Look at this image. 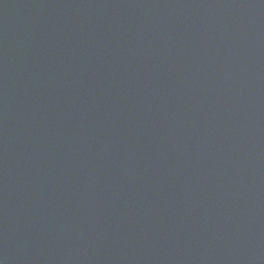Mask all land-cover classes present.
Here are the masks:
<instances>
[{
  "label": "water",
  "instance_id": "water-1",
  "mask_svg": "<svg viewBox=\"0 0 264 264\" xmlns=\"http://www.w3.org/2000/svg\"><path fill=\"white\" fill-rule=\"evenodd\" d=\"M0 264H264V0H0Z\"/></svg>",
  "mask_w": 264,
  "mask_h": 264
}]
</instances>
